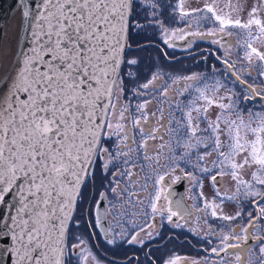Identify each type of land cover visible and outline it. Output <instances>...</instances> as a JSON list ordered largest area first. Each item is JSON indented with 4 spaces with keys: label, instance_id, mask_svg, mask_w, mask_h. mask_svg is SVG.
<instances>
[{
    "label": "flooded vegetation",
    "instance_id": "obj_1",
    "mask_svg": "<svg viewBox=\"0 0 264 264\" xmlns=\"http://www.w3.org/2000/svg\"><path fill=\"white\" fill-rule=\"evenodd\" d=\"M188 3L133 0L130 49L107 121L112 127L102 141L108 152L100 150L92 176L80 193L65 264H264L260 251L264 248V214L259 210L264 199H254L247 192L245 199L239 197L244 208L238 213L237 201L221 197L230 206L227 212H216L196 190L188 165L173 160L183 156L185 148L179 133L184 130L181 113L186 115L190 103L196 104L198 88L192 89L205 78H223L240 88L245 104L264 105V86L251 83L253 69L237 64L240 37L234 27L220 31L213 13L204 9L208 21L200 17L202 8L189 9ZM231 73L246 86L236 85ZM134 119H140L145 134L149 128L159 129L147 148L140 147L141 134ZM117 124L123 125L118 135ZM125 134L127 140L122 139ZM251 171L248 167L247 172ZM221 173L215 175L221 186L213 181L217 188L225 184ZM160 189L164 191L156 200ZM224 216L234 218L225 220ZM225 236L229 239L222 243ZM229 244L238 247L221 250Z\"/></svg>",
    "mask_w": 264,
    "mask_h": 264
},
{
    "label": "snow or ice",
    "instance_id": "obj_2",
    "mask_svg": "<svg viewBox=\"0 0 264 264\" xmlns=\"http://www.w3.org/2000/svg\"><path fill=\"white\" fill-rule=\"evenodd\" d=\"M19 2L24 5L23 18L30 17L29 24L34 25V47L28 53L18 54L13 68L0 82V206L4 207L0 217V264H64L66 220L97 150L108 152L101 139L112 127L105 124V117L111 111L109 106L113 105L114 89L119 83L117 69L126 32L128 0H36L35 11L30 10L28 0ZM207 11L219 21L220 31L226 25L246 29L251 40V29L256 25V39L264 36V22L255 17V8L244 23L239 18L232 20L215 14L211 6ZM245 47L250 49L245 52L247 60L255 55L264 61V53L252 43ZM208 103L211 105L212 101ZM193 110L200 113L199 118L208 126L200 129L190 110L184 122V135L196 137L197 132H206L212 150L218 154L217 164H227L233 179L248 188L253 184L264 186V116L254 114L247 122L241 117L239 123L225 119L228 143L222 145L223 114L209 121L206 108ZM184 116L182 112L181 117ZM123 118L122 111L120 119ZM143 119L146 122L147 116ZM132 123L141 134L140 147L147 148L148 140L156 139L159 129L149 128L145 134L140 119ZM121 131L123 125L117 124L116 134ZM122 139L127 140V134ZM197 144L209 147L198 137ZM222 147H227L228 152ZM141 155L149 158L146 153ZM237 157L241 159L237 161ZM245 166L254 168L251 182L240 178L238 170ZM211 178L216 181L215 175ZM163 179L161 176L160 180ZM163 191L157 192L156 200ZM250 194L261 196L258 191ZM152 207L155 211L154 204ZM259 210L264 214V207ZM212 214L216 215L215 211ZM228 239L225 236L221 242ZM231 247L238 245L229 244L221 250ZM260 251L264 253V248ZM212 252L219 254L216 248Z\"/></svg>",
    "mask_w": 264,
    "mask_h": 264
},
{
    "label": "rangeland",
    "instance_id": "obj_3",
    "mask_svg": "<svg viewBox=\"0 0 264 264\" xmlns=\"http://www.w3.org/2000/svg\"><path fill=\"white\" fill-rule=\"evenodd\" d=\"M188 7L189 9L192 8H202L201 11L203 13L200 14L201 18H204L208 21L209 16L207 11L208 5L211 4L212 8H214L220 13V16L225 18H231L235 20L239 18L242 23L247 22L250 18V13L255 8L257 11L254 13L255 17L260 19L264 22V0H188ZM199 19V18H198ZM202 19V20H204ZM228 25L224 28L226 29ZM234 27V26H232ZM130 28V27H129ZM233 32L238 33L239 39V46L237 52V64L239 66H248V68L253 69V77L251 78V83L253 86H264V75L261 73L264 72V61L258 60V58L253 55L252 60L249 61L245 58V52L250 51L245 47L246 43H252V46L255 47L259 52L264 53V36H261L259 39H256V36L259 35L258 26H252V33L253 37L250 40L247 34L246 29H241L234 27ZM228 31V30H227ZM229 32V31H228ZM182 63V62H178ZM176 64V63H175ZM176 68V67H175ZM247 70L249 71V69ZM239 79L243 82L241 77ZM236 85L244 86L240 84L238 81ZM198 88L195 91V94L199 96L197 99L196 104L190 103L189 111L192 110V115L194 117V123L199 125L200 129H206L207 123L200 119V113L194 111V108H199L201 110L207 109L206 116L209 121H215L217 116H221L220 121V140L222 145H226L228 143L227 136L225 134L226 125L224 120H236L239 123V118H243L245 122L251 120L253 115L257 116H264V105H257L248 103L245 104L241 95V91L239 87H234L228 83V81L224 80L223 78H205L204 83L200 86L194 87L192 90ZM242 88V87H241ZM205 97L207 99H205ZM212 101V104L209 105L208 101ZM219 104H230L232 107L229 109H221L218 105ZM188 111V112H189ZM186 119V115H185ZM185 122V120H184ZM255 126V125H253ZM181 127V125H180ZM184 127V123H183ZM179 133L184 136V153L183 156L178 158H173V160H179L181 164L188 165L189 167V177L194 182V186L196 190L201 191L204 195V199L206 200V204L209 207H212L213 210L216 212H227L226 208H229L230 204L228 202H223L221 197H234V199H229L230 201H237V210L238 213L241 212V207L239 205V197L241 199H245L247 196V192L258 191L262 194L264 193V186H260L258 184H253L251 188L246 187L243 184H239L236 179H233L230 170L227 164H217V152L212 150L211 148V138L208 137L206 132H197L196 137H192L189 133L188 135H184V130H179ZM197 137L203 140L205 143L209 145L206 149L202 144H197ZM251 138V137H249ZM166 144L171 146V140H168ZM191 145V146H188ZM222 150L227 153V147H222ZM211 152L209 155L208 153ZM203 156L204 159L200 160L199 157ZM237 161L241 159V157L236 158ZM202 168H208L211 171L204 172ZM248 166H245L242 169H239L240 178L251 182L252 172L254 168L251 167V172H247ZM222 172L221 174L225 177V184L223 187L217 188L212 180L213 175H217L218 173ZM221 191V194L219 193ZM253 196V195H252ZM264 196V195H263ZM260 196H253L252 198L257 199ZM219 210H217L215 207ZM233 212V211H231Z\"/></svg>",
    "mask_w": 264,
    "mask_h": 264
},
{
    "label": "water",
    "instance_id": "obj_4",
    "mask_svg": "<svg viewBox=\"0 0 264 264\" xmlns=\"http://www.w3.org/2000/svg\"><path fill=\"white\" fill-rule=\"evenodd\" d=\"M35 2L36 0H28V4L30 5V10L31 11H35ZM24 10V5L22 3L19 2V0H0V56L2 54V49H3V39H4V30H5V24L9 23L10 19L12 16H14V18H16L19 22V26L21 28V35H20V39H19V45L20 47L23 48L24 53H28L29 50L34 47L33 44V38H32V28L34 27V25L29 24V20L31 19L30 17L28 19H24L22 16ZM132 12V0H128V9H127V15H126V32L124 35V39H123V47H122V51H121V55H120V61H119V65H118V69H117V77L119 79L122 67L124 65V61H125V57L127 54V51L130 49V43H129V24H130V19H131V13ZM13 21V20H12ZM11 21V22H12ZM23 58V57H22ZM231 70V69H230ZM233 75V73H231ZM234 76V75H233ZM237 81L246 86V84L241 81L237 76H234ZM117 87L114 89V91L116 92ZM112 105H110L109 107L111 108ZM110 114V113H109ZM109 114L105 117V124H107L108 118H109ZM103 141V137L101 139V143ZM100 150H97L96 154L94 155L91 163L89 164L88 167V172L86 174V176L84 177L81 186L78 190V194L76 195V199L74 202V206L73 209L71 211L70 217L66 220V232H65V236H64V256H63V262L65 264V258H66V249H67V238H68V230H69V226L71 223V220L74 216L75 213V209H76V205L79 199V195L80 192L83 188V186L85 185V183L87 182V179L90 177V175L93 172L96 160L98 158V155L100 153ZM215 185L217 186H221V182L219 179V176H216V181L214 182ZM10 195V194H9ZM6 201L9 199L8 196H6ZM4 215V207L0 206V217H3Z\"/></svg>",
    "mask_w": 264,
    "mask_h": 264
},
{
    "label": "bare ground",
    "instance_id": "obj_5",
    "mask_svg": "<svg viewBox=\"0 0 264 264\" xmlns=\"http://www.w3.org/2000/svg\"><path fill=\"white\" fill-rule=\"evenodd\" d=\"M131 13L133 14V0H132V12ZM132 14H131V18H132ZM130 21H131V19H130ZM129 26H130V24H129ZM3 33L5 35L4 39H3V49H2V54H1L2 61H3V70H0V82H2L4 80L5 74L8 73L9 70L13 68L14 63L17 60L18 54L23 51V48L20 47V45H19L21 28L19 26L18 20L16 18H14V16L11 17L9 23L5 24V30ZM128 51H127V53H128ZM19 59L22 60L23 59L22 56H19ZM16 66L19 67L18 64ZM122 69H123V67H122ZM118 81H119V79H118ZM103 138H104V136H103ZM91 176H92V174L87 179V181L91 178ZM79 197H80V195H79ZM75 212H76V209H75ZM74 216H75V213H74ZM74 216H73L71 223H70V226H69L68 236H69V232H70V228H71ZM67 244H68V238H67Z\"/></svg>",
    "mask_w": 264,
    "mask_h": 264
}]
</instances>
